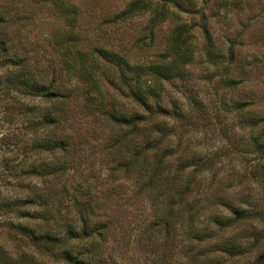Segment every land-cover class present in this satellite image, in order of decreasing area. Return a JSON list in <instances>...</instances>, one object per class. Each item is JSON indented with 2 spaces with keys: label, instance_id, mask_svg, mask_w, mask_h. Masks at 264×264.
I'll return each mask as SVG.
<instances>
[{
  "label": "trees",
  "instance_id": "obj_1",
  "mask_svg": "<svg viewBox=\"0 0 264 264\" xmlns=\"http://www.w3.org/2000/svg\"><path fill=\"white\" fill-rule=\"evenodd\" d=\"M27 1L51 5L60 15L63 24L49 39L60 66L56 70L53 62L42 67L39 60L30 65L33 56L21 43L26 40L21 18L5 8L0 12V89L39 100L41 106L28 110L32 117L27 125L34 137L30 144L52 160L24 171L40 178V188H31L21 198L0 199V264H125L129 259L130 240H125V232L114 234L116 228L125 229L108 203L114 192L101 189L103 180H92L83 167L91 160L80 153L78 143L90 145L91 134L103 143L104 179L131 181L133 195L149 202L151 218L143 228L136 221L135 229L129 230L132 245L141 244L148 264H223V259L262 247L258 233L249 242V236L236 229L251 226L252 220L264 221L260 220L264 213L249 200L246 208L234 202L219 175L230 154L241 158L250 154L255 166L263 169L264 118L240 104L235 115L241 127L251 130L249 138L231 142L230 153L219 148L199 154L187 151L182 135L187 126L204 118L205 111L198 108L195 115L197 109L183 112L162 104L164 83L188 78L198 36L206 63L223 74L216 64L220 57L213 51L207 17L197 3L210 1L218 15L220 9L240 7L239 0H129L104 20L107 27H116L149 14L131 35L129 47L103 42L99 36L91 44L77 26L78 10L66 1ZM168 23L171 28L159 40L158 31ZM159 45L162 49L150 59L132 60V51ZM232 56L229 50L225 74ZM220 81L238 84L230 78ZM80 116L86 117L87 127L79 122ZM212 116L217 119L218 113ZM57 152L63 155L55 160ZM258 169L251 173L264 185ZM12 171L11 177H16ZM248 264H264V250Z\"/></svg>",
  "mask_w": 264,
  "mask_h": 264
},
{
  "label": "rangeland",
  "instance_id": "obj_2",
  "mask_svg": "<svg viewBox=\"0 0 264 264\" xmlns=\"http://www.w3.org/2000/svg\"><path fill=\"white\" fill-rule=\"evenodd\" d=\"M65 1L78 10L77 26L91 44H94V37L99 36L103 42H122L129 47L131 35L134 36L137 29L143 26L149 17V14H144L116 27H107L110 25L104 20L123 9L129 0H63ZM239 2L240 7L230 12L220 9L218 15L214 14L213 3L210 1L197 3V8H200L207 17L213 51L220 57L216 64L223 73L222 76L215 66L206 63L201 52L203 39L198 36L196 55L188 65V78L164 83L162 104L166 108L179 111L182 109L183 112L194 108L197 109L193 111L195 115L198 114V108L205 111L204 118L200 119L199 123L193 122L187 126L182 135L188 152L212 153L219 148L226 149L224 153L232 152L231 142L240 141V138L246 139L251 132L238 123L235 108L240 104H245V109L252 108V111L258 112L264 118V0H239ZM0 8H2L0 12L5 8H12L16 12L12 13L21 18L20 25L24 26L23 32L26 34V40H21V43L25 44L26 50L33 56L29 61L30 65H33L35 60H39L42 67L46 64L51 66L54 62L57 70L60 66L59 57L50 47L49 39L51 33L63 23L53 7L27 0H0ZM183 17L187 16L183 15ZM171 26V23H168L160 28L159 40L163 39ZM161 49L162 45H159L152 50L132 51L131 58L132 60L145 59L144 57L150 59L152 54ZM229 50H233V59L230 61L229 71L225 74L222 70L229 63ZM1 72L3 73L2 70L0 74ZM222 77L230 78L238 84L234 85L236 87L229 82H223L227 85L221 84ZM2 90L3 87L0 89V199H15L28 195L31 188H40L43 184L40 178L26 176L24 171L30 166L52 159L47 153L33 150L30 144L31 138L33 140L34 137L27 125L28 119L32 117L28 110L41 106L39 100L13 91L4 94ZM121 101L126 103L124 99ZM189 104L191 106H188ZM128 111L131 112L129 109ZM136 111L140 112L138 109ZM214 112L218 113L217 119L212 116ZM85 119L86 117H79V122L84 128L87 127ZM176 124L180 123L176 122ZM94 135L88 137L90 145H81L83 141L77 142L80 153L90 156L91 160L83 164V167L85 166L86 171L90 172L92 180H103L101 189L111 188L110 190L114 192L112 197L108 198V203L112 205L115 218L125 227L124 230L116 228L114 234L119 236L120 232H125V240H130V245L126 248L129 259L125 264H148V261L144 260L146 253L141 250V244L132 245L134 237L130 235L129 230L132 227L135 229L136 221L137 224H142L141 228H143L146 221L151 218L149 202L143 196L141 198L133 195L135 190L131 181L121 178L116 182H110L104 179L107 169L102 161L103 143H99L97 136ZM62 155L57 152L53 158L57 160L62 158ZM243 155L241 158L239 155L230 154L224 161L222 166L225 170L219 175L222 186L229 197L240 206L246 208V202L249 200L250 205L256 204L255 207L264 213V185L261 184V179L254 178V173H251L255 167H258L257 173L264 177V161L262 169L260 166H255L257 163L252 161V155ZM10 168L16 177H11ZM58 186L59 183L55 181V188ZM219 210H223L222 207ZM250 224L253 228L250 225L240 226L237 231L233 229L226 232L227 234L235 231L244 232L243 235L249 236V242H252L255 234L258 233L264 244V221L252 220ZM263 250L264 245L258 250L253 249L249 254L223 259V264L251 263L254 256Z\"/></svg>",
  "mask_w": 264,
  "mask_h": 264
}]
</instances>
